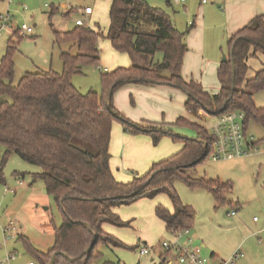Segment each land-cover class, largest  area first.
<instances>
[{"label":"trees","instance_id":"obj_1","mask_svg":"<svg viewBox=\"0 0 264 264\" xmlns=\"http://www.w3.org/2000/svg\"><path fill=\"white\" fill-rule=\"evenodd\" d=\"M109 27L106 34L114 51L128 54L129 68H120L101 75L102 95L80 94L71 85V76L80 74L82 65L99 62L97 40L101 37L83 26L67 33H55L58 46L68 44L76 54L62 52L63 70L25 74L17 85L12 84L14 54L17 47L7 43L0 60V146L3 161L10 155L38 166L34 180L44 183L62 216L54 227V244L46 253L37 251L25 241L35 264H48L55 252L74 258L69 262L57 256L55 264H93L101 257L100 245L112 243L103 230L104 224L122 227L113 209L160 193L168 196L172 211L161 206L155 216L164 223L168 234L190 230L193 210L177 197L173 182L180 180L190 188H206L222 204L229 185L217 181L194 179L187 174L211 156L214 137L199 122L178 118L168 127H141L126 120L113 103L115 92L127 84L166 85L182 90L188 97L185 109L197 117L201 111L217 117L238 112L244 115L243 131L253 121L264 128V109L256 108L254 96L264 90L263 68L248 78L247 61L257 53L264 56V21L255 17L227 42L228 58L217 69L219 91L208 94L201 85L185 82L181 77L183 59L188 51L184 34L172 24L170 17L145 0H109ZM16 32V31H14ZM161 56L160 61L155 57ZM165 73L169 76L165 77ZM234 74V76H233ZM117 121L125 132L146 134L156 145L162 137H171L183 144L170 158L152 164L149 171L131 182H117L110 170L109 143L112 122ZM187 129L194 137H179L172 128ZM256 145V143H255ZM4 183L0 167V184ZM77 222L90 226L96 242L88 256L84 250L93 241L92 232ZM23 240V238H19ZM115 245L118 246V243ZM159 264L163 263V257Z\"/></svg>","mask_w":264,"mask_h":264},{"label":"rangeland","instance_id":"obj_2","mask_svg":"<svg viewBox=\"0 0 264 264\" xmlns=\"http://www.w3.org/2000/svg\"><path fill=\"white\" fill-rule=\"evenodd\" d=\"M198 1L186 0L184 4L187 10L180 5L168 7L160 0H147V3L165 12L174 27L185 33L190 28L187 23L189 20L192 22L194 17L192 11L199 7ZM110 7L109 0H0V16L9 17L11 31H16L22 25L33 31L30 36L23 37L17 31L12 36L4 32L0 39V59L8 42L13 41L17 47L14 54L12 84L17 85L28 73L49 71L62 73L61 53L70 52L74 55L76 50L70 51L68 44L56 45L54 34L70 32L75 28V21L82 20L83 28H89L101 35L96 44L99 62L82 65L80 74L71 76V85L82 95L92 91L101 96L103 92L101 75L131 66L129 55L114 51L110 41L106 39ZM85 8H91L93 13L87 17L82 16V10ZM216 33L210 32L206 38L207 44L212 48L218 45ZM216 50L218 55L216 63L220 66L223 57L228 58L227 43L218 45ZM155 59L160 61L161 56L157 55ZM251 63L259 67L262 60L257 56L250 59L249 68L255 71ZM191 71L187 77L181 73L185 82L201 85L208 94L218 93L216 71L205 73L203 78H194ZM164 75L169 76L168 73ZM140 86L143 87L127 84L118 89L113 96L114 106L126 120L141 127H168L167 125L176 119L184 117L201 123L211 133L210 128L215 117L206 115L204 111L197 117L189 115L185 109L188 97L182 90L176 88V91L167 97L158 94L164 97L163 102L172 108L163 104V110L158 111V108L162 109L156 105L159 102L148 94L138 93ZM254 104L256 108L264 109V90L255 96ZM177 110L178 113L175 114ZM115 128L120 129V132H115ZM172 131L179 137H194V132L187 129L173 127ZM117 132L120 137L117 136ZM123 135L135 140L131 146H126L134 151L129 155L131 158L128 161L122 146ZM245 135L246 138L252 136L256 143V149L251 150L249 154L218 161H213L211 156H208L187 171L194 179L201 178L205 181H217L220 185H229L230 190L223 193L224 203H217L214 194L206 188H190L180 180L173 182V188L180 202L193 210L194 223L190 229L193 236L192 245L204 246L202 249L204 256L209 258L213 253L215 261H227L238 252L243 257L232 264H264V128L250 121ZM179 145L181 142L171 137H162L155 145L149 135L125 132L121 123L112 122L110 161L111 164L117 165L116 169L129 177L120 183L127 184L135 177L145 175L152 164L175 155L168 149ZM3 154L4 148L0 146V167L4 176V183L0 184V264H35L25 241L37 251L42 253L49 251L54 244V227L58 228L61 225L62 216L53 198L46 194L44 183L33 178V175L40 173L39 167L21 160L14 154L2 164ZM148 158L156 160L144 168L143 163ZM135 202L123 205L122 210L126 212V219L121 217L115 208L113 209L114 216L124 225L104 226V229L110 231L105 230L113 241L110 246L98 247L102 257L98 264L160 263L157 249L163 242L171 241L172 237L167 233L164 223L155 216V208L161 206L172 211V203L164 193L151 199L143 198L140 203ZM232 212L235 213L233 216ZM253 218L258 221L254 222ZM10 224L16 227L15 233H4ZM21 237L23 240L19 239ZM187 239L183 237L179 244L184 245ZM141 247L149 248L150 254L139 256ZM11 255H14V261L5 263L7 257Z\"/></svg>","mask_w":264,"mask_h":264},{"label":"crops","instance_id":"obj_3","mask_svg":"<svg viewBox=\"0 0 264 264\" xmlns=\"http://www.w3.org/2000/svg\"><path fill=\"white\" fill-rule=\"evenodd\" d=\"M198 3H199V7L197 8V10L192 11L194 15L193 20H192V26H189V23H190V20H189L187 24L190 28L185 33H183L185 44L188 48V51L185 54L184 59H183L181 73H183V75L187 77L188 73L191 70H193L191 72H193L192 76H194V78H203V75L207 72H211V70L216 71V74H217V69L219 68V66L216 63L217 56H218L216 47L218 45L220 46L221 44H223V42L227 43L228 40L234 34H236L238 31L244 28L255 17L262 16L263 21H264V0H210L209 4H206V5H201L199 1ZM185 4H182L180 6H182L185 10H187L185 7ZM168 7H173V6H168ZM209 27L211 29H209ZM217 31L218 33H216ZM210 32L213 34L216 33L217 35L216 40H217L218 45L215 48H212L211 45H208L206 42V38L208 37V33ZM5 33L12 36L14 31L12 30L11 32H5ZM256 56L262 60V63L261 65H259V67L254 65V63L253 64L251 63V66H253L254 69L259 71L263 68L264 56L261 53H257L254 57ZM251 58H249L247 61L248 67H249ZM256 70L254 71L249 68L247 77L249 79L252 78L254 73L257 72ZM133 85H137V84L133 83ZM175 89L176 88H173L170 86H161V85H150L148 87L140 86V88H138V93L148 94L150 97L156 98V100L159 102L156 105L162 108V109L158 108L157 110L159 111V110H163V107H162L163 104H167L166 102H163L165 101V98L160 95H165V97H167L171 93H174L176 91ZM212 94H216V93H212ZM255 96H254V99H255ZM167 107L171 108V105L167 104ZM177 113H178V110L176 111L175 114ZM116 131L120 132V129L118 130V128H115V132ZM118 132H117V136L120 137V134H118ZM121 137H123L122 146L124 148V151L126 152V153L124 152L123 153H124V156H126V160L128 161L130 160L129 158H131L129 157V155H132L134 151L131 148H127L126 146H131L130 144H133V141L135 140L131 138H127L125 135ZM182 147H183V144L181 143V145L175 148L172 147L171 149H168V150L171 151L172 152L171 154L173 155L179 152L182 149ZM157 155L160 156V154H157ZM162 156H166V155H162ZM154 160L156 159L148 158L147 160H145L143 163L144 168L147 166V164L153 162ZM139 161L140 160H138V162ZM116 166H117L116 164L114 165L111 164V161H110V170H111V173L114 179L117 182H121V181L124 182L125 180L129 179L127 175H124L122 172H120L119 169H116ZM123 166L125 168L124 164ZM140 200L136 201L135 203H140ZM122 207L123 206L115 208V211L120 213L121 217L125 218L126 212L122 210ZM152 215H153V211H152ZM105 225L106 224L103 225L104 231L106 230V228L104 229ZM106 231L110 232L108 229ZM108 246L110 245L108 244ZM114 248L115 247H113V249ZM210 257H213L214 259H216L213 253H211ZM101 258L102 257L97 259L93 264H98V262L102 260Z\"/></svg>","mask_w":264,"mask_h":264},{"label":"built area","instance_id":"obj_4","mask_svg":"<svg viewBox=\"0 0 264 264\" xmlns=\"http://www.w3.org/2000/svg\"><path fill=\"white\" fill-rule=\"evenodd\" d=\"M147 1V0H145ZM168 6H178L186 2V0H160ZM201 5H206L210 0H199ZM92 13L91 8H85L82 10V16L87 17ZM9 17L0 16V38L4 32H11L9 29ZM75 26H84L82 20H76ZM192 26V22L189 23ZM22 37L30 36L33 31L31 28L22 25L16 30ZM244 115L238 112L226 113L215 117V121L211 125V135L214 137L213 152L211 159L213 161L218 160H231L245 156L256 149V145L253 137L246 138L243 131ZM15 191H11L14 193ZM235 213L232 212L231 216ZM254 222L258 220L253 218ZM16 227L12 224L8 226L5 232L15 233ZM172 240L165 241L157 249L158 255L161 261L163 257L164 264H232L234 261L243 257L242 254L236 252L227 261H215L213 257H206L202 253L203 246L192 245L193 238L191 237L190 230H184L179 233L171 234ZM187 237V242L184 245H180L179 241ZM150 254V249L147 247H141L139 249V256L144 257ZM14 261V255L7 257L5 263ZM33 264V263H29Z\"/></svg>","mask_w":264,"mask_h":264},{"label":"water","instance_id":"obj_5","mask_svg":"<svg viewBox=\"0 0 264 264\" xmlns=\"http://www.w3.org/2000/svg\"><path fill=\"white\" fill-rule=\"evenodd\" d=\"M227 62V58L224 56L223 57V59H222V63H226ZM233 76H234V74H233ZM78 224H80V225H82V226H84L85 228H87L90 232H92L91 231V228H90V226L88 225V224H86V223H83V222H77ZM92 235H93V241L91 242V244L84 250V252H83V256H85V259H87L88 258V256H89V254H90V252H91V250H92V248H93V246H94V244H95V242H96V239H97V237H96V235L92 232ZM57 256H61V257H63V258H65L66 260H68L69 262H75V259L74 258H71V257H69L67 254H65V253H62V252H55V253H53L52 254V256H51V258H50V260H49V262H48V264H55L56 263V259H57Z\"/></svg>","mask_w":264,"mask_h":264}]
</instances>
